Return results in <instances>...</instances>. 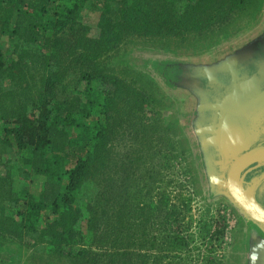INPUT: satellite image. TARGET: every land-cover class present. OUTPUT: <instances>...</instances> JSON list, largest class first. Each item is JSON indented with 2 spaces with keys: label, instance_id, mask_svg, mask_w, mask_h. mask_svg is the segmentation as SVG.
Wrapping results in <instances>:
<instances>
[{
  "label": "trees",
  "instance_id": "obj_1",
  "mask_svg": "<svg viewBox=\"0 0 264 264\" xmlns=\"http://www.w3.org/2000/svg\"><path fill=\"white\" fill-rule=\"evenodd\" d=\"M259 4L260 0H0V36L39 52L46 73L31 112L24 101L0 99V153L19 154L16 164H4L1 170L6 173L0 177V234L17 237L36 252L51 251L74 262L83 260L98 242L111 243L114 250L105 264H137L134 254L132 262L125 250L143 247L142 230L163 213L169 228L181 229L169 230L164 244L186 245L184 231L194 224L193 199L186 193H160L161 208L155 199L143 207L135 204L127 238H107L101 229L104 217L121 221L120 210L114 215L100 208L106 194L100 192L98 178L114 162L112 133L127 126L147 144L167 135L172 123L165 120L163 102L150 87L103 72L101 60L133 36L184 38L202 35L217 24L233 26L240 16L253 15ZM97 9L99 31L94 36L78 18L84 10ZM9 59L7 63L0 52V83L7 87L19 84L25 74L23 55ZM76 72L80 75L74 78ZM15 171L19 177L30 172L43 176L39 191L23 188L18 193ZM209 219H202L204 237L212 228ZM106 225L111 231L115 228L109 220ZM224 237V226L219 225L214 238L221 244Z\"/></svg>",
  "mask_w": 264,
  "mask_h": 264
},
{
  "label": "rangeland",
  "instance_id": "obj_2",
  "mask_svg": "<svg viewBox=\"0 0 264 264\" xmlns=\"http://www.w3.org/2000/svg\"><path fill=\"white\" fill-rule=\"evenodd\" d=\"M99 16L98 9L84 10L78 20L90 26L92 35L96 36ZM240 17L233 26L225 28L217 24L202 35L195 33L184 38L162 39L133 36L101 60L100 70L103 72L117 74L137 86L150 87L155 97L163 102L160 110L165 120L172 122L167 135L150 139L147 144H142L140 137L137 138L127 126L117 127L112 133L109 146L114 162L98 178L100 192L106 194L100 208L114 215L120 210L118 218L121 221L117 217L116 220L104 217L101 229L109 234L107 238L121 234L127 238V227L129 220L133 219L135 204L143 207L155 199L154 204L161 208L160 193L165 191L173 196L190 194L193 199L190 213L193 214L194 224L190 230L184 231L188 243L182 247L164 244L169 230L181 232V229L169 228L163 213H159L160 217L152 218L151 224L143 232L140 231L145 236L142 239L145 245L125 250L132 262L133 254L137 264H247L249 261L250 254L245 247L246 226L237 228L231 207L226 206L222 198L213 199L208 195L211 182L203 163L197 133L191 125L194 116L192 99L186 91L168 83L163 76V68L169 63L214 65L258 40L264 33V0H260L253 15ZM23 50L26 52L23 53ZM0 52L7 63L12 55L16 58L23 55L22 66L25 69L19 84L7 87V83H0V99L10 96L15 102L24 101L29 104L28 111L31 112L32 102L46 75L40 53L6 35L0 36ZM77 68L80 69L79 66ZM79 75L76 72L73 77ZM6 102L12 100L6 99ZM18 160L19 154L0 153V177L6 173L1 171L4 164L14 165ZM14 175V186L18 193L23 188L38 192L44 181L43 176L32 172L26 177H19L17 171ZM209 217L212 228L210 234L204 237L200 227L202 219ZM108 220L115 226L112 231L106 225ZM219 225H223L225 231L221 244L214 238ZM113 250L111 243L98 242L90 247L89 254L83 260L74 262L51 251L36 252L17 237L0 234V264H105ZM123 252L124 249H121ZM121 257H117V260Z\"/></svg>",
  "mask_w": 264,
  "mask_h": 264
},
{
  "label": "flooded vegetation",
  "instance_id": "obj_3",
  "mask_svg": "<svg viewBox=\"0 0 264 264\" xmlns=\"http://www.w3.org/2000/svg\"><path fill=\"white\" fill-rule=\"evenodd\" d=\"M233 65L239 71L236 79L231 73ZM163 69V76L167 82L186 91L194 104L191 125L197 133L203 163L211 182L208 195L213 199L222 198L226 204L221 202L231 207L236 217L237 228L246 226L245 247L250 254L247 264H264V227L243 215L228 187L222 186L229 176L231 164L228 169H222L220 166L222 157L213 144V137L217 135L218 126L223 125L226 108L232 104L234 98H243L247 102L264 101V33L258 40L252 41L240 51L232 53L231 56L214 65L177 62L169 63ZM260 69L261 83L258 84V92H248L247 90L252 86L250 79ZM214 71H218L216 76L213 75ZM245 71L247 75L244 74ZM256 113L248 119V128L253 133L255 141L252 148L264 145V111L257 109ZM236 114L235 112L232 122L241 124L242 119L235 120ZM248 176L247 179H250L251 177ZM256 197L264 206V180L257 189Z\"/></svg>",
  "mask_w": 264,
  "mask_h": 264
},
{
  "label": "water",
  "instance_id": "obj_4",
  "mask_svg": "<svg viewBox=\"0 0 264 264\" xmlns=\"http://www.w3.org/2000/svg\"><path fill=\"white\" fill-rule=\"evenodd\" d=\"M213 73L216 76L218 71ZM231 73L234 79L239 76L235 65L232 66ZM244 74L247 75L246 71ZM259 74L261 75V69L250 79L252 86L247 90L248 92H258V84L261 83ZM226 109L223 125L218 126L217 135L213 137L214 147H217L222 157L220 166L222 169H228L231 164L229 176L222 186L228 187L243 215L264 227V206L256 197L257 189L264 180V171H262L264 169V145L251 147L255 141L253 133L248 128V119L257 114V109L264 111V101L247 102L238 97L234 98L232 104ZM235 112L237 113L235 120L236 118L242 119L241 124L232 122ZM256 172L259 173L256 174ZM247 176L251 178L247 179Z\"/></svg>",
  "mask_w": 264,
  "mask_h": 264
}]
</instances>
